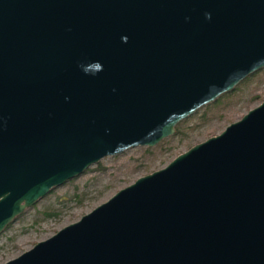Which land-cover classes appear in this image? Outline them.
<instances>
[{
    "label": "water",
    "instance_id": "1",
    "mask_svg": "<svg viewBox=\"0 0 264 264\" xmlns=\"http://www.w3.org/2000/svg\"><path fill=\"white\" fill-rule=\"evenodd\" d=\"M264 68V0H0V234ZM2 264H264V99Z\"/></svg>",
    "mask_w": 264,
    "mask_h": 264
},
{
    "label": "rangeland",
    "instance_id": "2",
    "mask_svg": "<svg viewBox=\"0 0 264 264\" xmlns=\"http://www.w3.org/2000/svg\"><path fill=\"white\" fill-rule=\"evenodd\" d=\"M263 99L264 68L179 122L175 133L156 145L137 146L104 157L81 175L52 189L0 234V264L77 221L138 177L164 167L192 145L219 134Z\"/></svg>",
    "mask_w": 264,
    "mask_h": 264
}]
</instances>
